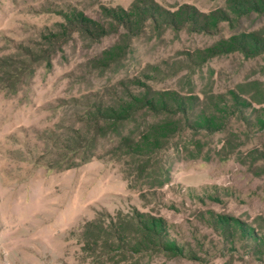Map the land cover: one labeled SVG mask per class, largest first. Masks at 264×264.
I'll list each match as a JSON object with an SVG mask.
<instances>
[{
	"label": "rangeland",
	"instance_id": "1",
	"mask_svg": "<svg viewBox=\"0 0 264 264\" xmlns=\"http://www.w3.org/2000/svg\"><path fill=\"white\" fill-rule=\"evenodd\" d=\"M231 2L0 0V264H264V53L206 51L264 32V13L234 14ZM184 5L228 17L202 32L141 14ZM73 13L104 33L81 34L67 21ZM145 87L176 92L185 114L141 110L98 136L90 160L60 168L78 161L64 146L76 128L92 133L99 100L115 106ZM177 118V131L151 135L149 157L119 146ZM118 212L159 219L182 251L108 260L83 250L84 224Z\"/></svg>",
	"mask_w": 264,
	"mask_h": 264
},
{
	"label": "trees",
	"instance_id": "2",
	"mask_svg": "<svg viewBox=\"0 0 264 264\" xmlns=\"http://www.w3.org/2000/svg\"><path fill=\"white\" fill-rule=\"evenodd\" d=\"M232 13H264V0H231ZM137 8V7H136ZM187 6H181L177 11H162L160 7H151L148 14L142 9V17L150 19L153 23L163 18H169L167 22L171 24H187L189 27L196 28L198 31L208 32L213 29L218 21L226 20L228 13L225 11H213L205 14L196 9ZM147 10V9H145ZM72 18H68V23H76L75 27L81 34L86 36H100L104 33L102 26H96V23L87 19L82 13H73ZM145 16V17H144ZM167 16V17H166ZM136 17L141 18L139 14L125 16L126 30H130L136 22ZM170 24V23H167ZM92 32V33H91ZM237 49L245 54L252 55L264 53V32L251 31L241 32L207 48L209 55L222 51H232ZM113 49L106 51L107 55L113 56ZM176 92L152 90L145 87L140 95H129L127 99H118L116 105L107 106L99 100L94 105V110L89 111L90 117L87 121L92 127V133L87 137L83 135L81 128L74 129L72 146L64 147L72 151L78 161H66V165L60 168L75 167L83 162L90 160L95 155V145L98 136H106L109 133H118L120 127L128 121L135 119L139 111L149 112L152 115L172 114L176 112L185 114L186 108L184 102ZM188 120V118H186ZM181 120H170L165 125L153 124L148 129L149 132L142 133L137 140L121 137L119 146L125 150V153L133 155L151 156L156 151L155 143L151 140L152 136L163 137V134H169L170 131H177ZM169 129V131H168ZM152 135V136H151ZM149 138V140H148ZM80 240L84 243L83 250L97 256L108 257L111 260L115 253L121 251L142 252L164 248L168 252H181L182 249L169 240L164 233V227L159 219L153 218L149 214L134 212L115 216L103 214L92 221H88L83 226V231L79 234Z\"/></svg>",
	"mask_w": 264,
	"mask_h": 264
}]
</instances>
